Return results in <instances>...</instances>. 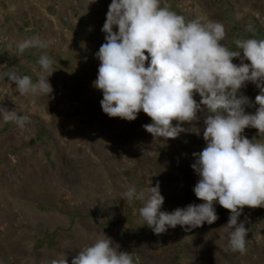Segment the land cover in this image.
<instances>
[{"label": "rangeland", "instance_id": "1", "mask_svg": "<svg viewBox=\"0 0 264 264\" xmlns=\"http://www.w3.org/2000/svg\"><path fill=\"white\" fill-rule=\"evenodd\" d=\"M110 3L0 0V48L10 37L57 33L58 17L68 26L69 18L77 16L84 45L77 42L75 47L81 51L79 66L68 74L59 69L51 75L53 92L49 97L41 94L36 103L23 99L12 106L22 95L11 89L14 82L6 74L11 62L0 59V108L29 117L23 126L0 119V264H51L61 252L71 264L79 248L102 232L121 251L131 252L135 264H264V208L243 209L239 219L247 218L248 236L240 252L228 248L231 230L219 229L230 216L219 204L215 205L219 219L211 225L191 231L178 225L156 235L139 217L137 210L144 201L122 199L129 185L141 191L158 182L164 197L161 211L202 203L193 192L199 176L191 165L192 154L206 146V110L193 125V131L200 128L199 136L185 131L167 141L153 138L142 127L152 123L142 111L131 122L103 113V93L93 81L100 64L95 53L105 43L101 29ZM13 72L26 75L15 67ZM240 93L254 103L259 89L247 83ZM194 98L201 99L199 94ZM256 107L245 111L252 113ZM243 134L256 137V142L264 139L254 128Z\"/></svg>", "mask_w": 264, "mask_h": 264}, {"label": "clouds", "instance_id": "2", "mask_svg": "<svg viewBox=\"0 0 264 264\" xmlns=\"http://www.w3.org/2000/svg\"><path fill=\"white\" fill-rule=\"evenodd\" d=\"M160 5L161 0H111L101 29L105 43L95 53L100 64L93 87L103 93V113L131 122L142 111L152 121L142 127L153 138L166 141L185 131L199 136L200 128L195 126L193 131V125L206 110V146L192 154L195 162L191 165L199 176L193 192L202 203L161 211L164 197L158 182L141 191L129 185L122 199L127 203L144 201L137 210L139 217L156 235L178 225L185 231L211 225L219 219L215 208L219 204L230 212L227 224L219 228L231 230L228 248L243 252L248 236L247 218L239 219L243 209L264 208V142L243 134L246 128L264 134V39L236 40L237 50H229L222 43L227 35L222 23L186 20ZM33 46L46 47L38 37L17 43L19 53ZM235 58L240 59L239 64L233 63ZM52 63L47 55L40 56L35 83L28 75L10 73L16 91L22 96L49 97L53 92L49 77L55 71ZM249 82L259 89L254 103L240 93ZM195 94L201 97L199 102ZM253 106H258L254 113L245 111ZM0 119L23 126L29 117L0 108ZM184 123L190 129L182 127ZM51 264H68L65 253L52 258ZM71 264L135 261L131 252L121 251L119 244L102 232L91 244L79 248Z\"/></svg>", "mask_w": 264, "mask_h": 264}, {"label": "crops", "instance_id": "3", "mask_svg": "<svg viewBox=\"0 0 264 264\" xmlns=\"http://www.w3.org/2000/svg\"><path fill=\"white\" fill-rule=\"evenodd\" d=\"M161 6H167L170 10L184 16L186 20L200 19L202 22L213 20L222 23L227 34L222 43L229 50L236 49V40L264 39L259 23V17L264 15V0H163ZM62 20L61 17H58L55 22L56 27L59 28L57 33L46 35L37 33V35L31 34V36L22 34L16 39L12 37L7 39L0 48V59H8L11 62V67L6 71V74L9 75L11 68L15 67L31 77L34 83L37 82L36 78L40 74L38 60L41 55H47L53 61L51 67L55 71L52 75L59 69L63 74H68L74 66H79L81 51L75 48L76 43L80 42L79 44H81L83 39L80 32L79 16L73 19L69 18L68 26H65ZM33 37H38L46 47L33 46L27 48L23 53H19L17 43L20 40ZM61 38L67 44L60 41ZM41 96L40 94L19 97L12 106L19 104L23 99L36 103L37 99L42 98ZM254 112L255 109L252 113ZM261 142H264V139Z\"/></svg>", "mask_w": 264, "mask_h": 264}, {"label": "built area", "instance_id": "4", "mask_svg": "<svg viewBox=\"0 0 264 264\" xmlns=\"http://www.w3.org/2000/svg\"><path fill=\"white\" fill-rule=\"evenodd\" d=\"M259 23H260V26H261V32H262V35H263V37H264V15L259 17ZM241 40H244V39H241ZM235 50H237V49H235ZM245 62L247 63L248 61H245ZM233 63H235V64H239V63H240V59L235 58V59L233 60ZM11 89H12L13 92L16 91V86H15V84H14L13 86L11 85ZM16 92H17V91H16Z\"/></svg>", "mask_w": 264, "mask_h": 264}]
</instances>
